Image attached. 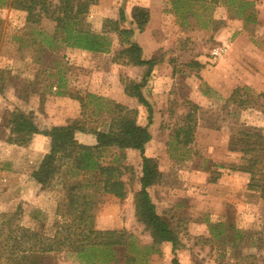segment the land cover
I'll return each instance as SVG.
<instances>
[{"label": "rangeland", "instance_id": "374dc122", "mask_svg": "<svg viewBox=\"0 0 264 264\" xmlns=\"http://www.w3.org/2000/svg\"><path fill=\"white\" fill-rule=\"evenodd\" d=\"M132 5L148 9L149 20L131 39L141 46L143 58L158 61L142 88L153 111L145 155L155 160L161 176L148 192L181 243L175 254L170 243H161L145 264H174L173 259L179 264H264V203L249 189L250 175L232 170L245 162L243 153L229 146L240 129L258 131L264 139V0H199L189 10H181L180 4L174 9L172 0H98L80 17L79 28L100 33L106 18L117 19L122 6L129 15ZM129 20L122 26L134 28ZM54 26L46 17L30 23L24 11L0 6L3 233L11 216L12 230L23 227L52 235L56 223L65 219L61 204L73 182L69 178L65 186L58 176L52 187L41 189L30 174L49 151V139L38 134L26 146L8 143L7 113L20 110L40 129L80 123L85 130L75 132V139L94 145L95 131L108 128L109 111L91 103L81 110L77 97L94 95L109 102L108 107L131 105L123 81L141 75L138 67L112 62L113 52L121 48L116 35L110 34L109 53H90L49 39ZM216 49L222 52L214 58ZM237 88L233 103L229 97ZM147 115L138 107L137 122L145 125ZM187 127L192 141L182 145L181 129ZM256 148L257 168L264 170V144ZM100 155L103 163L116 158L128 167L122 175L127 195L119 200L94 185L85 188L95 201L94 227L126 229L140 244L150 245L149 233L134 215L139 152L111 147ZM77 179L95 181L97 176L88 172ZM30 244L25 240L22 247ZM0 264H11L5 252L0 253ZM45 264L80 263L67 252H57L49 254Z\"/></svg>", "mask_w": 264, "mask_h": 264}, {"label": "trees", "instance_id": "16d2710c", "mask_svg": "<svg viewBox=\"0 0 264 264\" xmlns=\"http://www.w3.org/2000/svg\"><path fill=\"white\" fill-rule=\"evenodd\" d=\"M97 1L0 0V6L8 4L15 10L24 11L26 21L30 23H38L42 17L53 21L54 32L49 39H57L69 48L90 53H109L112 48L110 34H114L120 39L121 48L113 52L112 62L141 69L138 80L123 81V90L132 100L131 105L112 103L108 107L109 102H104L102 98L94 95L77 97L81 110L91 103L97 109L104 107L109 111L108 128L106 131H95L94 145H86L75 139V132L85 130L80 123L40 129L32 118L20 110L7 113L8 143L26 146L33 136L38 134L49 139V151L43 155L38 166L30 174L41 189L52 187L58 176L63 178L59 182L62 180L65 186L69 178L73 179V182L68 184L66 202L61 204L65 219L56 223L52 235L40 234L23 227L12 230L9 228L13 219L11 216L7 221L5 233L0 227V253L5 252L11 264H45L48 255L57 252L69 253L80 264H107L116 259H120L122 264H145L148 256L156 252L161 243H170L173 254L181 246L177 232L157 213L148 192L149 187L160 182L161 176L155 160L145 155V146L151 140L148 127L152 122L153 111L142 88L158 61L154 58H143L141 46L132 41L131 37L135 31L144 30L149 20V11L142 6L132 7L129 21L133 23L134 28L122 26L126 18L124 10L119 8L117 19L106 18L100 33L82 30L79 28L80 17L87 14ZM196 3H199V0H172L174 9L180 4L181 10H189L190 6ZM50 42L45 43L50 45ZM238 91V88L235 89L229 97L233 103ZM140 106L144 107L148 114L145 125L137 122ZM238 106H243V102ZM181 132L184 135L181 144L191 143V128H182ZM237 135L230 141L229 146L243 153L242 159L245 163L234 165L232 170L250 175L248 187L256 190L264 203V170L257 168L259 156H253V152L258 151L256 144H264V139H261L262 135L258 131L251 132L246 129H240ZM252 137L255 139H249ZM111 147L119 151L132 149L139 152L141 175L138 180L139 189L133 195L134 215L149 233L150 245L140 244L126 229L101 230L94 227L95 201L88 191H84L85 188L94 185L100 188L103 194L112 195L119 200H124L127 195L122 175L128 167L120 165L116 158L106 163L100 159V152ZM88 172H94L97 179L84 182L77 179V176ZM25 240L31 241L28 249L22 247ZM173 263L179 264L176 259H173Z\"/></svg>", "mask_w": 264, "mask_h": 264}, {"label": "built area", "instance_id": "2783aa9c", "mask_svg": "<svg viewBox=\"0 0 264 264\" xmlns=\"http://www.w3.org/2000/svg\"><path fill=\"white\" fill-rule=\"evenodd\" d=\"M221 52H222V49H216V50L212 53V55L214 56V58H217V57H220Z\"/></svg>", "mask_w": 264, "mask_h": 264}, {"label": "crops", "instance_id": "0c3cea01", "mask_svg": "<svg viewBox=\"0 0 264 264\" xmlns=\"http://www.w3.org/2000/svg\"><path fill=\"white\" fill-rule=\"evenodd\" d=\"M126 3V2H125ZM123 5V4H122ZM138 5V4H137ZM134 5L131 6V8H129V15L125 12L124 7L122 6L121 8L124 10V14H125V18L128 20V18L130 19V15H131V9Z\"/></svg>", "mask_w": 264, "mask_h": 264}]
</instances>
